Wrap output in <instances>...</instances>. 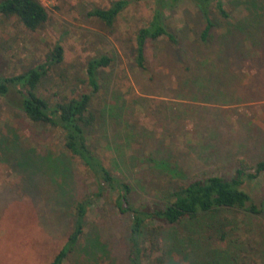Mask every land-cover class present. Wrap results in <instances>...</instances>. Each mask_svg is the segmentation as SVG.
<instances>
[{"label":"rangeland","instance_id":"rangeland-1","mask_svg":"<svg viewBox=\"0 0 264 264\" xmlns=\"http://www.w3.org/2000/svg\"><path fill=\"white\" fill-rule=\"evenodd\" d=\"M113 1L116 0H46L42 5L47 20L35 31L25 29L15 17L0 16V74L7 77L24 73L45 62L53 48L60 45L62 62L49 69L37 89L38 96L54 104L89 92L85 83L88 61L108 56L112 62L101 70L99 82L104 86L94 104L99 109L106 104L119 107L122 113L97 129V152L113 175L121 176L127 168L133 176L126 179L141 181L148 189L147 183L162 178L149 174L147 163H136L135 158L140 155L146 159L151 153L154 157L160 153L158 158L170 156L172 164L191 167V175L200 177L231 178L237 168L249 172L264 161V75L259 64L264 52L256 48L257 52L248 55L247 60L237 57L235 66L230 63L231 70L240 73L237 88L233 87L240 101L218 108L172 98L169 90L175 83L161 78L170 73L173 52L164 39L147 43V72L141 73L134 64L135 36L149 23L155 0H128L129 5L111 27L87 16L93 8L107 7ZM224 2L231 23L248 15L242 0ZM210 15L216 24L215 42L209 49H197L203 50L207 64L215 60L226 31V22L217 18L213 9ZM165 20L168 30L181 40V46L196 54L194 46L198 45L205 24L195 5L187 0L166 8ZM254 69L259 73L257 77L263 79L259 82L262 85L249 74ZM201 72L206 73L202 69ZM151 75L155 76L154 81H148ZM251 86L249 97L246 93ZM17 96L11 92L0 99V141L17 142L18 152L32 150L33 158L48 152L55 157L68 155L60 130L33 124L9 103L17 101ZM16 157L20 158V154ZM11 163L0 152V264H51L72 231L73 206L95 189V179L76 158L70 162L73 175L67 181L61 176L52 177L51 164L45 168L48 179H42L22 174ZM28 164L40 167L35 161ZM243 188L263 209L262 213L221 210L214 217L220 230L205 233L210 238L207 245L221 251L226 247L234 252L238 264H263L264 172L244 183ZM150 190L148 194L156 197ZM142 198L138 189L133 196L134 206L142 203ZM129 222L130 215H119L110 198L98 201L87 214L84 240L92 244L97 239L106 249L105 258L98 260L80 253L69 256L64 264H127L125 238ZM171 256L177 264H188L184 253Z\"/></svg>","mask_w":264,"mask_h":264},{"label":"trees","instance_id":"trees-1","mask_svg":"<svg viewBox=\"0 0 264 264\" xmlns=\"http://www.w3.org/2000/svg\"><path fill=\"white\" fill-rule=\"evenodd\" d=\"M184 1L187 0L154 1L149 23L140 28L135 36V66L141 73L147 72L145 56L147 43L164 39L173 52L170 57V73L161 75V78L169 83L172 81L175 83L176 86L169 90L173 93L172 98H179L181 101L192 100L218 108L240 101L236 89L240 73L231 70L230 63L235 66L234 59L237 57L247 60L248 55L257 52L256 48L264 52V0H242L248 15L233 23L230 22L231 16L225 8L224 0H188L195 5L205 24L198 36V45H193L196 50L201 47L209 49L215 42L213 33L216 24L210 15L211 9L215 11L217 18L226 22L225 35L221 38L216 58L209 64L203 59V50H197L196 54L192 50L187 51L185 46H181V40L176 34L167 28L166 8L172 9ZM128 5V0H116L107 7L93 8L87 16L111 27ZM0 16L15 17L30 31L40 28L48 17L45 7L39 0H1ZM62 60V47L57 44L46 61L34 68L19 75L6 77L0 74V99L7 98L11 92L18 95L17 101L8 102L23 112L33 124L60 130L64 138V148L68 152V155L56 157L48 152L46 155L33 158L32 150L18 152L20 145L17 142L1 139L0 152L4 158L21 169L22 174L37 175L42 179H48L46 177L48 170L45 168L47 164H51L52 177L61 176L65 181L73 175L70 162L72 158H76L95 179V189L85 193L73 206L72 231L51 264H64L69 256L80 253L98 260L105 258L106 249L97 239H93L92 244H89V240H84V229L88 212L98 201L106 197L110 198L113 208L119 215H130L125 238L127 264H177L171 256L176 253H184V260L188 264H238L234 252L226 247L225 251L211 249L207 245L210 238L205 237V233L219 232L220 228L214 217L221 210H241L251 215L262 213L263 209L255 204L243 185L252 182L264 172V161L257 163L249 172L243 167L237 168L231 178L218 175L200 177L198 174L191 175V167H185L177 162L172 164L170 156L158 158L160 153L155 157L154 153H151L146 159L140 155L135 158V161H138L136 163H147L148 173L162 178L147 183L156 197L148 194L150 189L141 181L132 182L126 179L127 176L129 178L133 176L129 169L125 168L121 176L113 175L105 167L97 152L98 141L95 138L97 129L102 124L106 126L108 120L118 118L122 113L119 107L106 104L99 109L100 107L94 104V99L104 86L99 82L101 70L111 65V59L102 55L88 61L85 83L89 92L50 104L37 95V89L49 69ZM259 64L262 66L263 76L264 53ZM201 69L206 71L204 75ZM256 70L250 71L249 74L254 82L261 84L263 79L261 81L257 77L259 73ZM242 73L247 74L248 71ZM154 78L155 76L151 75L148 81H154ZM250 89L252 86L247 89L246 94L249 97ZM182 104L184 106L185 103ZM116 109H119L118 113ZM17 154H20V158L16 157ZM31 161H35L40 167L33 168L28 164ZM138 189L143 201L134 206L133 196ZM262 206L264 207V203ZM178 227H182L181 230H178ZM226 234L228 233H225V237Z\"/></svg>","mask_w":264,"mask_h":264},{"label":"built area","instance_id":"built-area-1","mask_svg":"<svg viewBox=\"0 0 264 264\" xmlns=\"http://www.w3.org/2000/svg\"><path fill=\"white\" fill-rule=\"evenodd\" d=\"M39 1L42 3V2H44V1H46V0H39Z\"/></svg>","mask_w":264,"mask_h":264}]
</instances>
